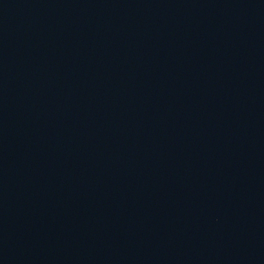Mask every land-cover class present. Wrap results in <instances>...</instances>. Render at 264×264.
I'll list each match as a JSON object with an SVG mask.
<instances>
[{"label": "water", "instance_id": "95a60500", "mask_svg": "<svg viewBox=\"0 0 264 264\" xmlns=\"http://www.w3.org/2000/svg\"><path fill=\"white\" fill-rule=\"evenodd\" d=\"M0 264H264V0H0Z\"/></svg>", "mask_w": 264, "mask_h": 264}]
</instances>
